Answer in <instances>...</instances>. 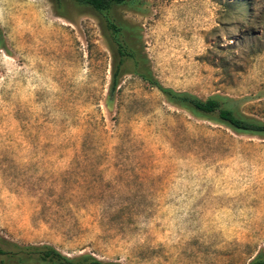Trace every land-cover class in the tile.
Masks as SVG:
<instances>
[{"label": "rangeland", "instance_id": "rangeland-1", "mask_svg": "<svg viewBox=\"0 0 264 264\" xmlns=\"http://www.w3.org/2000/svg\"><path fill=\"white\" fill-rule=\"evenodd\" d=\"M167 87L264 121V0H143ZM0 0V238L121 264H246L264 249V135L169 103L105 22L64 0ZM243 16H247V20Z\"/></svg>", "mask_w": 264, "mask_h": 264}, {"label": "trees", "instance_id": "trees-1", "mask_svg": "<svg viewBox=\"0 0 264 264\" xmlns=\"http://www.w3.org/2000/svg\"><path fill=\"white\" fill-rule=\"evenodd\" d=\"M80 7L89 8L97 14L106 25L109 36L113 40L111 48L114 54L111 84L107 105L114 100L120 90L119 83L124 71V64L129 60L132 64L130 73L137 75L157 88L166 100L178 107L189 110L195 115L209 116L232 130L240 133L264 135V121L246 116L227 105L229 99L221 96H211L201 99L187 92L164 86L152 73L149 58L143 50L139 26L118 22L113 16V10L119 6L141 9L143 0H70ZM64 0H54L55 10L59 16ZM247 20V16H243ZM0 264H121L117 261H104L90 253L68 255L52 244H21L16 241L0 238ZM246 264H264V249L260 250Z\"/></svg>", "mask_w": 264, "mask_h": 264}]
</instances>
